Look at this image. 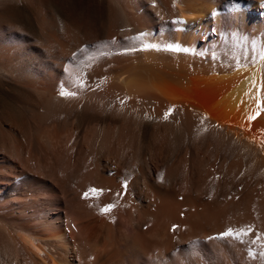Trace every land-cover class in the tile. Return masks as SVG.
Listing matches in <instances>:
<instances>
[{
	"label": "bare ground",
	"instance_id": "obj_1",
	"mask_svg": "<svg viewBox=\"0 0 264 264\" xmlns=\"http://www.w3.org/2000/svg\"><path fill=\"white\" fill-rule=\"evenodd\" d=\"M83 1L0 21V264H264V0Z\"/></svg>",
	"mask_w": 264,
	"mask_h": 264
},
{
	"label": "rangeland",
	"instance_id": "obj_2",
	"mask_svg": "<svg viewBox=\"0 0 264 264\" xmlns=\"http://www.w3.org/2000/svg\"><path fill=\"white\" fill-rule=\"evenodd\" d=\"M33 1L29 0L28 2L25 1L18 3L8 2L4 4L5 7L4 5H1L0 7L2 8H0V21L13 23L22 30L30 32L33 35L37 36L39 34V31L35 21V15H36L35 11L37 10V8L39 9L41 7L40 3H42V1L44 0H35V2ZM50 1L51 4L54 5L53 8L54 10H56L57 14L68 24L71 23V27L74 26L73 28L78 30V28H75V25L76 26L81 25L79 26V28H81L79 29V31L81 33L83 32L82 34H84L85 36L89 35V37L92 38L93 36L97 35L99 30H101L105 26L104 23H105L106 12L103 11V9H101V13H100V9L96 8L97 11L96 13L95 8L92 7L91 5H88V2L86 1L83 2L82 0H50ZM86 8L89 9L87 10ZM102 18L104 20H102ZM72 24L74 25L72 26ZM84 32H86L87 34ZM27 93L28 92L26 89L14 83L8 82L0 77V122L2 117L4 118L6 114L11 115L16 110V112L18 111L20 112V114L18 112L20 119L19 122L25 126H28L29 121L27 116L22 112L20 108L16 109L18 107V105L16 104L17 98H23V99L31 98L29 93L28 94ZM0 131H1V123H0Z\"/></svg>",
	"mask_w": 264,
	"mask_h": 264
},
{
	"label": "snow or ice",
	"instance_id": "obj_3",
	"mask_svg": "<svg viewBox=\"0 0 264 264\" xmlns=\"http://www.w3.org/2000/svg\"><path fill=\"white\" fill-rule=\"evenodd\" d=\"M67 93L61 92V95H66ZM102 189H95L92 188L89 190V192H85L84 193V197L87 198L89 196V193L92 194H99L100 192H102ZM113 207H115V205L113 204H108L106 205L102 211L107 213L109 212ZM178 228L177 225H173V230H176ZM250 231V229L248 231H246L245 229H232V228H228L226 231L220 233L221 237H232L234 239L240 240L241 242H243V238L248 235V232ZM253 243H255V241H253ZM261 256H264V251H262L260 253Z\"/></svg>",
	"mask_w": 264,
	"mask_h": 264
}]
</instances>
